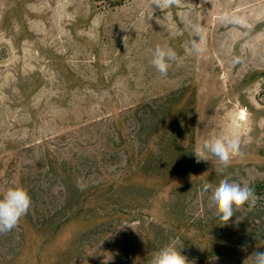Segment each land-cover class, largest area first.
<instances>
[{
	"label": "rangeland",
	"instance_id": "rangeland-1",
	"mask_svg": "<svg viewBox=\"0 0 264 264\" xmlns=\"http://www.w3.org/2000/svg\"><path fill=\"white\" fill-rule=\"evenodd\" d=\"M157 44L178 56L167 76L150 63ZM224 131L245 155L221 176L193 151ZM225 177L260 199L221 226L202 186ZM14 186L31 206L0 234V264H148L168 244L195 264H252L264 252V0H0V198Z\"/></svg>",
	"mask_w": 264,
	"mask_h": 264
},
{
	"label": "clouds",
	"instance_id": "clouds-1",
	"mask_svg": "<svg viewBox=\"0 0 264 264\" xmlns=\"http://www.w3.org/2000/svg\"><path fill=\"white\" fill-rule=\"evenodd\" d=\"M182 0H150L153 9H169L174 6H180ZM151 18V17H150ZM224 20L231 19L234 23L243 21L236 17H229L227 13L223 16ZM157 23L159 19L157 18ZM193 38L190 43V50L197 55H203L206 52L205 36L203 28L199 24L192 25ZM194 37H198L194 39ZM151 52V65L161 76H167L171 62L177 61L176 51L169 46L157 44ZM193 153L196 156V162L212 161L215 157L219 166L214 167L217 175L224 176L231 162L236 158H242L245 153L242 151V140L239 133L224 131L218 134H211L204 139ZM76 186L83 191L87 185L80 179ZM211 190L210 201L215 208L216 215L221 222V226L229 223L234 217L235 212L247 205L248 211L255 209L258 197L254 190L247 185L241 186L240 183L231 181L225 177L221 179L218 186L213 187L209 183L202 186L203 192ZM31 206V198L28 192L22 187H9L3 192L0 198V234H6L16 228L20 219L25 216ZM131 227V226H130ZM133 228V227H132ZM134 229V228H133ZM257 240V237L255 236ZM259 239L264 240V236ZM248 245L241 246L242 251H247ZM181 249L173 244H168L159 251L152 254L148 264H195L185 255L181 254ZM252 264H264V252L254 251L251 256Z\"/></svg>",
	"mask_w": 264,
	"mask_h": 264
}]
</instances>
